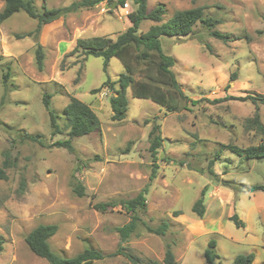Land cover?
<instances>
[{
    "label": "rangeland",
    "instance_id": "rangeland-1",
    "mask_svg": "<svg viewBox=\"0 0 264 264\" xmlns=\"http://www.w3.org/2000/svg\"><path fill=\"white\" fill-rule=\"evenodd\" d=\"M72 1L35 0L34 5L42 12ZM131 1L81 7L45 24L38 37L28 34L38 20L24 10L0 24V164L8 163L7 178H0V264H50L25 240L41 223L58 225L49 241L62 256L92 246L106 255L95 264L132 262L117 251L121 235L116 228L132 220L124 202L145 189L138 227L122 242L131 254L162 261L168 246L180 264H208L205 249L215 239V264H234L237 255L252 252L254 264H264V192L244 191L264 184V160L222 147L264 142V133L246 125L256 104L231 97L264 94V0H148V10L165 5L164 21L179 9L203 6L204 15L218 19L215 28L228 37L216 38L199 21L191 34L166 38L163 46L175 58L172 70L191 100L170 112L128 90L125 118L113 120L110 93L92 90L117 80L122 61L114 56L106 66L102 56L70 52L78 38L116 39L130 24ZM4 4L0 0V10ZM152 23L143 21L139 30ZM38 42L42 68L36 61ZM233 72L237 77L226 88ZM71 96L90 104L101 121L99 130L73 139L74 151L55 144L69 138L64 107ZM258 109L264 125V104ZM155 124L162 137L156 159L149 148ZM77 181L85 188L82 196L74 191ZM204 188L206 209L199 216L193 204ZM97 203L109 206L100 210ZM235 213L245 227L236 226ZM164 221L169 225L163 235L143 223L154 227Z\"/></svg>",
    "mask_w": 264,
    "mask_h": 264
},
{
    "label": "trees",
    "instance_id": "trees-1",
    "mask_svg": "<svg viewBox=\"0 0 264 264\" xmlns=\"http://www.w3.org/2000/svg\"><path fill=\"white\" fill-rule=\"evenodd\" d=\"M4 7L0 10V24L12 16L14 13L24 10L29 16L37 19V26L34 31L29 32L30 35L39 36L43 26L53 20L59 18L69 12H74L81 7H93L101 2L115 3L116 1L122 6L130 5L128 0H74L70 4L62 7L45 8L42 12H38L35 7V0H3ZM131 1V0H130ZM131 9L127 12L130 21L128 27L122 31L116 39L109 36H94L90 38H78L75 47L71 50V54L80 51L83 55L102 56L107 66L111 57H118L124 66V70L120 77L111 81L106 80L99 88H94V93L109 92V103L112 110L113 120H123L128 109V100L126 93H130L134 97L151 99L157 104L165 107L167 111H178L182 107L183 100H191L181 87L176 74L172 70L175 64L174 56L167 52L163 46L165 39L172 36H185L191 34L194 26L199 21L210 30L211 34L216 38L225 40L228 35L215 28L219 22L211 16L204 15V7L196 6L187 9H179L175 11L172 17L164 19L166 13L165 5L159 4L155 8L148 10V0H132ZM151 20L152 23L146 31H140L143 21ZM22 35H19L21 37ZM44 52L41 43L38 42L36 47V61L39 68H42ZM3 58L0 55V61ZM9 70L5 73V80L9 77ZM237 77V73L233 72L226 88ZM79 76L77 77V80ZM241 100L251 99L256 104L255 114L246 120L247 127L257 128L264 133V125L261 121L259 104H264V94H248L246 96H231ZM45 105L49 111L51 125L55 133L60 132L57 124V118L50 107V95L44 97ZM193 102L195 100H192ZM64 112L68 121L69 138L57 140L58 146L68 148L74 151L73 139L82 135L89 134L92 131L99 130L101 121L97 112L88 103H85L77 97L71 96L68 103L64 107ZM159 124H155L150 132L151 145L150 152L153 158H157V152L162 144V137L156 131ZM26 137L37 140L35 134L25 133ZM223 148H229L239 155H245L249 158H262L264 160V142L249 146H239L237 144H223ZM8 156V154H7ZM214 162V161H212ZM8 166L7 161L0 164V178H7L4 167ZM155 169V168H154ZM155 171V170H154ZM153 171V172H154ZM156 176V172L152 177ZM261 190L264 192V184H259L244 188V191L252 192ZM74 191L82 196L85 194V188L81 182L77 181L74 185ZM146 190L140 191L135 197L126 200V207L132 212V220L116 229L121 235V243L118 253L124 254L132 262L125 264H180L176 259L175 253L167 246L162 261L147 258L140 259L138 256L131 254L125 250L126 246L122 242H126L138 227V220H141L137 211L144 209L146 206ZM206 188L202 190L201 197L193 204V210L203 216L205 213V204L203 195ZM109 203H97L96 208L106 210ZM181 213L178 212L177 215ZM237 227H245V222L237 213L231 216ZM145 224L149 232L157 235L166 233L169 223L162 222L158 226H150ZM58 225L56 223H41L31 229L25 237L29 248L38 256L45 258L50 264H95L96 260L105 258V254L92 246L84 248L74 256L67 257L56 253L50 244V237L56 233ZM2 239L0 235V251L2 250ZM217 241L211 239L205 249V256L208 264H215L216 258L219 257L216 251ZM127 249V248H126ZM255 254H239L234 260V264H254Z\"/></svg>",
    "mask_w": 264,
    "mask_h": 264
}]
</instances>
